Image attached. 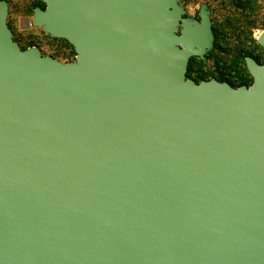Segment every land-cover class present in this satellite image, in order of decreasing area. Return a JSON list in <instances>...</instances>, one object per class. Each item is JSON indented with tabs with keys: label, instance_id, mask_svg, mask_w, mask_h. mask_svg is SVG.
<instances>
[{
	"label": "water",
	"instance_id": "obj_1",
	"mask_svg": "<svg viewBox=\"0 0 264 264\" xmlns=\"http://www.w3.org/2000/svg\"><path fill=\"white\" fill-rule=\"evenodd\" d=\"M177 1L43 0L65 65L0 1V264H264V64L188 78L213 35Z\"/></svg>",
	"mask_w": 264,
	"mask_h": 264
},
{
	"label": "rangeland",
	"instance_id": "obj_2",
	"mask_svg": "<svg viewBox=\"0 0 264 264\" xmlns=\"http://www.w3.org/2000/svg\"><path fill=\"white\" fill-rule=\"evenodd\" d=\"M8 5L7 25L12 40L23 51L35 48L42 57L62 64L76 63L77 53L66 40L50 36L34 22V9L46 8L43 0H0ZM184 17L199 21L201 10L209 13L212 48L203 57L190 58L187 77L197 83L226 76L251 85L245 59L264 64V48L258 43L264 32V0H178Z\"/></svg>",
	"mask_w": 264,
	"mask_h": 264
},
{
	"label": "built area",
	"instance_id": "obj_3",
	"mask_svg": "<svg viewBox=\"0 0 264 264\" xmlns=\"http://www.w3.org/2000/svg\"><path fill=\"white\" fill-rule=\"evenodd\" d=\"M222 82H228L229 84H231L233 87H240L243 86L245 84H243L241 81L237 80V79H230L228 76H226ZM245 86H249V85H245Z\"/></svg>",
	"mask_w": 264,
	"mask_h": 264
},
{
	"label": "trees",
	"instance_id": "obj_4",
	"mask_svg": "<svg viewBox=\"0 0 264 264\" xmlns=\"http://www.w3.org/2000/svg\"><path fill=\"white\" fill-rule=\"evenodd\" d=\"M220 81V80H219ZM221 81H223V80H221ZM195 82H197V81H195Z\"/></svg>",
	"mask_w": 264,
	"mask_h": 264
},
{
	"label": "flooded vegetation",
	"instance_id": "obj_5",
	"mask_svg": "<svg viewBox=\"0 0 264 264\" xmlns=\"http://www.w3.org/2000/svg\"><path fill=\"white\" fill-rule=\"evenodd\" d=\"M200 20V19H199Z\"/></svg>",
	"mask_w": 264,
	"mask_h": 264
}]
</instances>
